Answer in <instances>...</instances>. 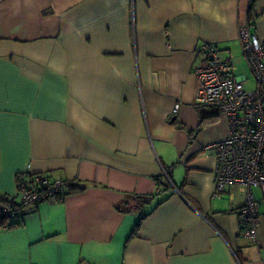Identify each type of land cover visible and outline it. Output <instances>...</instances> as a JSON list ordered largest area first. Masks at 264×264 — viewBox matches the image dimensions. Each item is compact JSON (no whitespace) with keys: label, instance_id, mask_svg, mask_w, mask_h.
Listing matches in <instances>:
<instances>
[{"label":"crops","instance_id":"crops-1","mask_svg":"<svg viewBox=\"0 0 264 264\" xmlns=\"http://www.w3.org/2000/svg\"><path fill=\"white\" fill-rule=\"evenodd\" d=\"M250 1L0 0V200L30 173L84 188L21 207L0 264H264V191L250 189L253 241L237 217L247 187L214 196L203 150L227 120L194 104L204 43L253 89L238 28L264 46V0Z\"/></svg>","mask_w":264,"mask_h":264},{"label":"built area","instance_id":"built-area-1","mask_svg":"<svg viewBox=\"0 0 264 264\" xmlns=\"http://www.w3.org/2000/svg\"><path fill=\"white\" fill-rule=\"evenodd\" d=\"M243 57L252 72L254 87L247 90L241 79L232 73L228 58L213 43L201 46L204 64L194 69L197 85L194 104L214 109L225 116L227 135L203 146L215 158L213 171L214 196H220L229 185H245V203L237 211L240 234L255 240L260 226L259 202L250 189L264 191V46L251 31L247 22L238 28ZM180 105L174 104L176 113ZM168 180V171L162 169L159 177ZM69 180L52 178L46 173H30L16 183L14 194L0 203V227L15 224L24 205L38 204L62 197L67 193Z\"/></svg>","mask_w":264,"mask_h":264},{"label":"trees","instance_id":"trees-1","mask_svg":"<svg viewBox=\"0 0 264 264\" xmlns=\"http://www.w3.org/2000/svg\"><path fill=\"white\" fill-rule=\"evenodd\" d=\"M255 0H251L250 1V5H249V13H251V10L253 8V4H254ZM83 186H80L78 184H72L70 181H69V185H68V189H67V193H71V192H74V191H80V190H83ZM134 198L138 201V204L140 202L142 203H145V204H149L152 202L153 200V197L152 196H147V197H142V196H139V195H134ZM1 202L0 203H3L5 201V199L2 201L0 200ZM162 200H158L157 204L160 203ZM139 206V209L142 207V205L140 206V204L138 205ZM148 213H141L140 214V217H139V220L137 221V223L135 224L131 234H130V237L131 236H134L137 232V230L139 229V226L141 224V221L145 218V216L147 215ZM4 222V219L1 218L0 219V226L3 224ZM16 224V223H15ZM15 224H11L10 226H13Z\"/></svg>","mask_w":264,"mask_h":264},{"label":"rangeland","instance_id":"rangeland-1","mask_svg":"<svg viewBox=\"0 0 264 264\" xmlns=\"http://www.w3.org/2000/svg\"><path fill=\"white\" fill-rule=\"evenodd\" d=\"M242 59V60H241ZM241 59H240V61H241V64H240V67L242 66V69L241 70H243V71H248V67H247V65H246V63L244 62V58L243 57H241ZM235 66V65H234ZM236 67V66H235ZM238 74H240V72L238 71V69L235 71V73H234V75H238ZM251 88H252V86H251ZM250 89V88H249Z\"/></svg>","mask_w":264,"mask_h":264}]
</instances>
